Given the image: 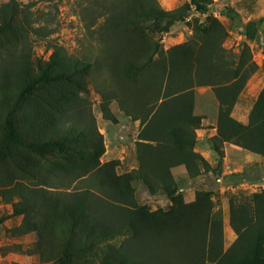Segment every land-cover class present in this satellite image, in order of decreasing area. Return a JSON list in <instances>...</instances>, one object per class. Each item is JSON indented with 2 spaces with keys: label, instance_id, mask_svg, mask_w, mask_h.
Here are the masks:
<instances>
[{
  "label": "trees",
  "instance_id": "trees-1",
  "mask_svg": "<svg viewBox=\"0 0 264 264\" xmlns=\"http://www.w3.org/2000/svg\"><path fill=\"white\" fill-rule=\"evenodd\" d=\"M80 2L82 20L101 45L99 55L93 63L71 59L63 47L53 45L50 62L36 73L25 46L29 31L16 24L24 8L17 0L0 1V39L6 42L1 47L7 49V58L0 64V91L19 84L27 97L26 92L52 81L82 84L92 73L107 71L109 85L102 93L104 117L114 119L108 105L117 101L127 116L140 120L139 166L118 175V161L101 163L105 153L103 136L92 129L80 130L88 150H64L61 142L53 143L58 150H28L40 158L51 155L61 160L55 164L62 175L61 182L54 188H64L67 178L88 182L83 189H75L62 202H56L50 214L58 216V220L68 216L75 226L81 218H87L88 229L104 227L102 232L91 233L95 240L105 241L138 226L132 239L150 255L133 264H264V191L253 197L252 205L233 208L232 225L238 237L224 252L221 240H217L215 248L212 246L216 239L211 233L210 207L203 205V199L193 214L150 213L137 207L132 186L134 181H140L151 194L175 191L174 168L184 166L189 177L195 178L209 166L195 150L196 131L201 124L194 114L196 87H212L219 101L216 140L264 157V91L248 124L231 116L239 94L257 69L248 49L238 61L235 55H228L222 47L227 31L217 19H211L207 25L196 26L193 40L164 50L158 35L186 19L187 4L167 11L157 0ZM201 9L207 11L206 6ZM246 35L251 40L256 37L255 21L248 22ZM70 113L71 109L63 106L59 115ZM83 113L84 110L79 112ZM19 122L9 118L4 137L26 147L25 126ZM214 149L220 152L217 145ZM9 158L20 173L41 181L37 170L22 166V161L35 165L29 157L16 152ZM94 178L100 180L98 194L89 183ZM35 229L39 230L37 226ZM152 241L159 244L154 249L148 248Z\"/></svg>",
  "mask_w": 264,
  "mask_h": 264
},
{
  "label": "rangeland",
  "instance_id": "rangeland-1",
  "mask_svg": "<svg viewBox=\"0 0 264 264\" xmlns=\"http://www.w3.org/2000/svg\"><path fill=\"white\" fill-rule=\"evenodd\" d=\"M17 1L22 4L24 12L18 16L16 24L29 31L25 46L30 50L34 72L39 73L40 66L45 67L50 62L53 45L63 47L68 58L94 62L101 45L91 36L82 20L80 0ZM157 2L167 11L189 5L184 21L158 35L164 50L193 40L197 35L196 26L207 25L211 19H217L227 31L222 47L228 55H235L238 61L244 49H248L251 62L257 69L248 79L231 112L235 120L248 124L252 109L264 91V0H208L206 4L203 0ZM203 6L207 11L201 9ZM250 21L256 23L253 40L246 35ZM5 43L0 39V64L7 58V49L1 47ZM108 78V72L102 70L92 73L82 84L79 81L74 84L52 81L26 92L27 97L22 94L23 87L19 84L11 85L10 90L0 91V264H133L135 260L143 261L150 255V251L138 247L140 244L132 239L135 229L139 228L136 225L135 229L128 228L103 241L95 240L91 233L102 232L104 227L88 229L87 218H81L75 226L68 216L58 220V216L51 215L56 202H62L75 189H83L88 182H73L67 178L63 181L64 188H54L61 182L62 175L55 165L61 160L52 159L51 155L40 158L28 151L58 150L54 142H61L64 150H88L80 130L92 129L103 136L105 153L101 163L118 161L115 168L118 175L138 167L137 143L141 122L127 116L117 101L108 105L114 119L104 117L102 93L109 85ZM194 94L195 98H202L196 113L200 121L203 116L218 119L220 105L214 89L210 86L196 87ZM63 106L71 109V113L59 115ZM81 110H84L83 114H79ZM9 118L20 121L19 124L23 121L26 147L5 140ZM198 143L197 149L210 151L206 150L210 146L208 139ZM211 143L214 148L217 145L226 159L215 155L214 163H208L209 166L202 168L196 178L189 177L184 166L174 168L175 191L161 190L151 194L140 181H134L132 186L137 207L150 213L193 214L198 201L200 203L203 199V205L210 207L211 233L216 239L214 244L211 237L212 246L215 248L217 240H221L225 252L238 237L232 225L233 208L252 205L253 197L264 191V157L237 145L222 143L215 137ZM16 152L35 162V165L28 166L22 161V166L37 170L41 181L18 171L13 159L9 158ZM89 181L98 194L100 180L94 178ZM36 226L39 230L35 229ZM158 245L152 241L148 248L154 249Z\"/></svg>",
  "mask_w": 264,
  "mask_h": 264
},
{
  "label": "crops",
  "instance_id": "crops-1",
  "mask_svg": "<svg viewBox=\"0 0 264 264\" xmlns=\"http://www.w3.org/2000/svg\"><path fill=\"white\" fill-rule=\"evenodd\" d=\"M201 95V94H200ZM201 100L202 98L200 96H197L195 98V105H194V114L198 115L196 113H198L199 110V105H201ZM218 103V101H217ZM218 134V119H207L205 116H203L202 118V122H201V128H199L196 131V135H197V145L199 144V140H203V139H208L209 140V149L206 150H210V151H203V150H199V149H195L196 152H198L210 165H212V163H214L213 157L216 155L218 156L220 159L223 158L224 154H221V150L220 152H217L214 147H213V143H211V140L216 137ZM212 138V139H211ZM231 146H236L234 144L228 143ZM196 145V146H197ZM237 148V147H236ZM226 155L228 156V153L226 152ZM121 158L122 155H120ZM226 159V158H223ZM138 167H132V170L137 169ZM196 178V177H195Z\"/></svg>",
  "mask_w": 264,
  "mask_h": 264
}]
</instances>
